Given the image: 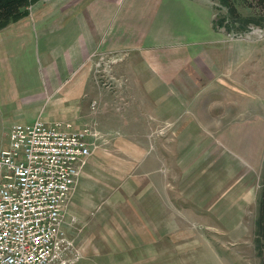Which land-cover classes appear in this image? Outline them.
I'll return each instance as SVG.
<instances>
[{
	"label": "rangeland",
	"instance_id": "374dc122",
	"mask_svg": "<svg viewBox=\"0 0 264 264\" xmlns=\"http://www.w3.org/2000/svg\"><path fill=\"white\" fill-rule=\"evenodd\" d=\"M39 1L17 21L28 20L43 4ZM201 1L211 6V38L202 35L195 41L199 36L189 30L194 19L190 0H175L174 8L160 15L176 33L171 35L174 45L156 47L161 61L148 62L149 69L153 65L160 70L168 90L164 103L158 104L163 108H157L151 95L147 101L146 95L136 92L138 77L124 76L130 50L119 47L89 56L94 80L106 91L103 100L95 99V106L92 102L93 113H100L116 135L134 139L141 152L151 151L152 157H124L123 150L131 148L129 140L116 142L110 134L106 141L97 119L85 125L96 133L91 138L92 165H124L128 173L121 181V210L117 207V214L93 222L84 236L68 234L82 256L79 264H146L139 234L147 223L132 218L139 217L147 202L130 206L129 192L133 185L139 190L147 181L154 182L143 174L142 166L155 167L157 160L165 185V212L178 215L164 221V264H263L258 219L264 175V3ZM115 2L119 13L125 0ZM180 20L186 24L178 25ZM195 51L206 63L189 60ZM176 103L179 110H172ZM157 149L163 152L160 160L155 158ZM101 150H121L122 158L97 157ZM102 176L107 180V174ZM148 177L155 178V168ZM106 184L100 186L107 188ZM106 229H119L121 235L99 236V230Z\"/></svg>",
	"mask_w": 264,
	"mask_h": 264
},
{
	"label": "crops",
	"instance_id": "0c3cea01",
	"mask_svg": "<svg viewBox=\"0 0 264 264\" xmlns=\"http://www.w3.org/2000/svg\"><path fill=\"white\" fill-rule=\"evenodd\" d=\"M39 2L43 4L38 5L28 20L11 22L0 29V150L8 145L10 127L16 122L31 123L40 118L47 122L58 121L62 123L63 128L77 130L97 119V126L106 141L109 140L110 134L116 142L130 141L131 148L123 150V154H126L124 157L129 155L130 158H138L140 155H146L151 158V151L141 152L133 144L134 139H127L123 134L116 135L115 128L105 125L100 113H93L92 102L102 99L106 91L94 80L91 69L93 63L89 56L96 51L106 52L119 47L130 50L129 57L124 62V76L131 79L138 77L140 89L136 92L146 95L147 101L148 95H151V100L156 102L157 108H163L158 107L161 106L158 104L164 103L163 95L168 90L161 81L160 70H156L152 64V69H149L148 62H158L159 59L161 61V58L156 56V47L175 44L171 40V35H176L172 25L167 27L170 24L167 25L160 17L174 8L175 0H143L139 3H135V0H125L119 13L116 12L115 0ZM189 6L194 14V19L189 22V30L194 37L199 36L195 41L201 40L202 35L211 38L213 25L209 3L190 0ZM185 24L182 20L178 23L182 26ZM197 51L189 59L195 65L205 62L202 60L205 56H196ZM224 65L226 68L227 63ZM128 68L129 72L125 70ZM176 77L182 78L180 75ZM175 84L179 85L178 82ZM170 108L179 110V103ZM175 115L173 113L171 116ZM150 118L155 119L153 115ZM148 122L145 124L148 125ZM67 124L71 126L68 127ZM96 153L97 157L122 158L121 150H101ZM162 156L163 152L157 149L155 158L160 160ZM159 166L158 160L155 167L143 165V174L154 182L147 181L145 188L139 187V190L133 185L134 190L130 189L129 192L130 206L147 202L139 217L133 215L132 218H141L147 223L139 234L147 254L146 264H164V221L173 220L178 216L165 212V185L163 173L158 171ZM127 168L116 164L92 165V159L88 158L71 197L66 216L65 229L71 237L86 235L88 229H93V222L104 221L106 216H112L121 210L118 200L122 196L121 181L128 173ZM154 168L155 178L148 177ZM131 171L132 167L129 169V172ZM103 174L108 175L107 180ZM101 183L106 184L107 188L101 187ZM98 234L102 237L121 235L119 229H106L103 233L99 230ZM92 252L94 253L95 249H92Z\"/></svg>",
	"mask_w": 264,
	"mask_h": 264
},
{
	"label": "built area",
	"instance_id": "2783aa9c",
	"mask_svg": "<svg viewBox=\"0 0 264 264\" xmlns=\"http://www.w3.org/2000/svg\"><path fill=\"white\" fill-rule=\"evenodd\" d=\"M93 136L89 126L72 130L40 118L10 127L0 150V264L80 260L65 221Z\"/></svg>",
	"mask_w": 264,
	"mask_h": 264
},
{
	"label": "trees",
	"instance_id": "16d2710c",
	"mask_svg": "<svg viewBox=\"0 0 264 264\" xmlns=\"http://www.w3.org/2000/svg\"><path fill=\"white\" fill-rule=\"evenodd\" d=\"M35 1L36 0H0V29L6 27L11 22L21 19ZM261 1L264 3V0ZM260 202L258 236L261 242V255L264 264V175Z\"/></svg>",
	"mask_w": 264,
	"mask_h": 264
}]
</instances>
